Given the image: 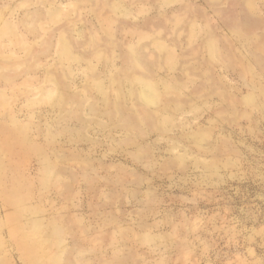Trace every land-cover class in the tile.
<instances>
[{"label":"rangeland","instance_id":"1","mask_svg":"<svg viewBox=\"0 0 264 264\" xmlns=\"http://www.w3.org/2000/svg\"><path fill=\"white\" fill-rule=\"evenodd\" d=\"M0 264H264V0H0Z\"/></svg>","mask_w":264,"mask_h":264}]
</instances>
